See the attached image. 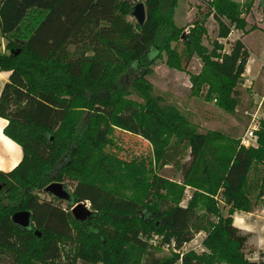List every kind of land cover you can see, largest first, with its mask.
Instances as JSON below:
<instances>
[{
    "label": "trees",
    "instance_id": "obj_1",
    "mask_svg": "<svg viewBox=\"0 0 264 264\" xmlns=\"http://www.w3.org/2000/svg\"><path fill=\"white\" fill-rule=\"evenodd\" d=\"M143 1L145 18L138 24L127 17L135 0H0V69L8 70L0 116L7 119L3 132L22 152L14 166L0 169V261L130 264V251L137 249L142 260L133 264H173L178 253L155 255L157 246L172 241L179 248L203 230L201 244L209 252L184 250L182 264H214L215 257L257 264L245 257L251 251L244 250L247 233L231 223L230 214L251 209L264 191V129L257 135L261 146H222L220 132L198 131L175 108L159 104L145 74L147 63L167 46L171 32L159 35L169 15L159 14L161 0ZM250 4L236 8L217 0L216 37L225 38L230 25L241 29L240 14ZM205 32L196 22L183 34L186 60L194 53L201 62L189 74L190 87L233 110L248 51L239 38L227 50L214 38L206 49L200 43ZM131 69L140 72L126 84L121 75ZM131 91L140 99L130 97ZM113 128L147 140L157 166L178 165L184 184L195 188L190 198L181 204L165 193V176L145 175L130 160L105 151ZM185 149L189 158L181 161ZM63 179L73 181L69 206L88 199L85 220L37 197L35 190ZM216 193L227 204L225 215L215 205ZM19 209L29 211V227L10 220ZM69 220L77 224L73 232ZM153 235L160 236L154 244Z\"/></svg>",
    "mask_w": 264,
    "mask_h": 264
},
{
    "label": "rangeland",
    "instance_id": "obj_2",
    "mask_svg": "<svg viewBox=\"0 0 264 264\" xmlns=\"http://www.w3.org/2000/svg\"><path fill=\"white\" fill-rule=\"evenodd\" d=\"M136 1V0H135ZM143 2V0H140ZM217 0H161L159 14L167 12L169 22L164 25V33L160 37H165L171 32L170 38H165L167 46L161 49L159 55L148 64L150 71L145 77L151 84V93L159 97L158 102L162 106H172L175 108L196 130L204 132L206 130H217L222 134V138L217 140L222 146L228 143L244 144L245 146L257 147L258 132L264 129V0H251L249 10L241 13L243 17V27L235 28L229 26V32L225 38L216 37L217 23L212 16L215 11V2ZM236 8L242 6L250 0H230ZM146 8V6L144 5ZM128 19L133 20L131 15ZM200 22L206 29L200 39V43L206 48L211 47L212 39L216 38L222 44V50L228 49V42L239 38L248 51V57L244 65L241 82L237 89L239 93V102L233 110H228L217 105L212 99H204L201 94H196L190 87L189 74L195 73L200 69L201 62L199 57L192 53L186 60L187 53L183 42V34L190 31V28ZM171 24V27H170ZM0 35V41H1ZM5 41V40H4ZM1 49V48H0ZM146 63V62H145ZM174 64V65H172ZM140 70L131 69L121 75L123 82L128 84ZM130 87V85H127ZM132 90V89H131ZM129 96L139 100L140 97L133 91ZM255 112L258 126L255 130V137L249 140L244 139V131L248 125V116L244 112ZM110 143L104 146V150L116 155L120 159L130 160L136 166L142 168L145 175L151 172H157L167 178L169 184L165 193L173 198H178L181 204L185 203L191 195L193 187L184 184L181 177V171L178 165L167 163L163 166H157L152 154L150 143L144 138L125 132L118 128H113L110 132ZM244 140V141H243ZM242 142V143H241ZM187 149L182 153L181 161L188 160ZM257 173H262L263 168L260 163L256 165ZM69 191L73 188V181L69 179L62 180ZM200 190V189H196ZM39 199H50L54 203L69 211L70 206L64 200H56L52 195L42 189L35 190ZM125 194H131V190L124 189ZM250 195V202L255 199L253 193ZM215 205L223 215L227 213V204H223V196L220 193L213 195ZM89 209H91L88 199L83 200ZM264 204V197L261 196L252 205L258 207ZM197 211H202L201 201L197 202ZM213 219L214 216H211ZM71 232L75 230V222L69 220ZM204 231H197L193 238L183 245L184 250H193L197 254L208 253L209 250L198 249L196 243L204 236ZM264 237V230H262ZM155 237V236H153ZM160 238L156 235L155 240ZM156 241V242H157ZM153 243V242H152ZM154 244V243H153ZM254 247L246 244L244 250H252ZM255 249V248H254ZM264 250V248H263ZM128 262L133 264L142 260V253L137 249H131ZM172 253L170 247L163 243L154 250L155 255H169ZM214 264H228L224 258L215 257Z\"/></svg>",
    "mask_w": 264,
    "mask_h": 264
},
{
    "label": "crops",
    "instance_id": "obj_3",
    "mask_svg": "<svg viewBox=\"0 0 264 264\" xmlns=\"http://www.w3.org/2000/svg\"><path fill=\"white\" fill-rule=\"evenodd\" d=\"M0 48H3L4 37L1 35ZM8 70L0 69V88L7 79ZM7 119L0 116V169L8 170L21 158L20 145L3 132ZM231 223L241 231L247 233L245 244L264 251V204L249 210L234 209L231 214ZM253 248V249H254ZM252 249V250H253Z\"/></svg>",
    "mask_w": 264,
    "mask_h": 264
},
{
    "label": "water",
    "instance_id": "obj_4",
    "mask_svg": "<svg viewBox=\"0 0 264 264\" xmlns=\"http://www.w3.org/2000/svg\"><path fill=\"white\" fill-rule=\"evenodd\" d=\"M129 14L133 16L138 24H141L145 18L143 2L140 0L135 1L129 10ZM42 190L50 193L56 200L70 202V191L63 181L52 180L45 184ZM69 212L73 218L85 220L91 214V209L88 208L84 201H77L70 205ZM10 220L20 227H29L31 224L30 213L26 209L13 211L10 214Z\"/></svg>",
    "mask_w": 264,
    "mask_h": 264
},
{
    "label": "built area",
    "instance_id": "obj_5",
    "mask_svg": "<svg viewBox=\"0 0 264 264\" xmlns=\"http://www.w3.org/2000/svg\"><path fill=\"white\" fill-rule=\"evenodd\" d=\"M244 112L247 114V116L249 115L248 116V125L246 126L245 131H244V139L249 140L250 138L255 137V130H256L257 126H258L257 118H256L257 116H256L255 112H253V113L249 112L248 109H244ZM262 196L264 197V191L262 193ZM153 236H155V237H152L153 238L152 242L155 243L156 235H153ZM201 239H202V237H201ZM188 241L183 242L182 245L179 248H175L173 246V242L172 241H170L169 243H163L166 247H170L171 250H173L174 252L178 253V256H177L176 260L173 262V264H182L181 263V255H182V253L184 251L183 245L185 243H187ZM196 247H198V249H203L202 248V244H201V240L196 243ZM245 257L248 260H253V261H255L258 264L259 260H263L264 259V251L261 252L260 249H253V250L247 252L245 254ZM0 264H6V263L3 262V261H0Z\"/></svg>",
    "mask_w": 264,
    "mask_h": 264
}]
</instances>
